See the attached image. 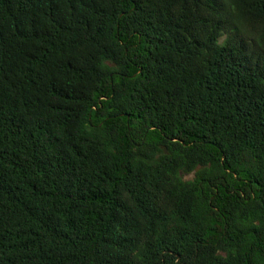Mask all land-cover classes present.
Segmentation results:
<instances>
[{
    "label": "trees",
    "instance_id": "16d2710c",
    "mask_svg": "<svg viewBox=\"0 0 264 264\" xmlns=\"http://www.w3.org/2000/svg\"><path fill=\"white\" fill-rule=\"evenodd\" d=\"M0 264H264V0H0Z\"/></svg>",
    "mask_w": 264,
    "mask_h": 264
}]
</instances>
